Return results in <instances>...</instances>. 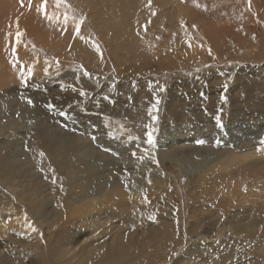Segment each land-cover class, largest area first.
<instances>
[{
	"label": "rangeland",
	"instance_id": "1",
	"mask_svg": "<svg viewBox=\"0 0 264 264\" xmlns=\"http://www.w3.org/2000/svg\"><path fill=\"white\" fill-rule=\"evenodd\" d=\"M41 2L0 0V264H264V0Z\"/></svg>",
	"mask_w": 264,
	"mask_h": 264
},
{
	"label": "bare ground",
	"instance_id": "2",
	"mask_svg": "<svg viewBox=\"0 0 264 264\" xmlns=\"http://www.w3.org/2000/svg\"><path fill=\"white\" fill-rule=\"evenodd\" d=\"M248 80V79H247ZM155 96V94H154ZM65 113V112H64ZM103 113V112H102ZM178 126V125H176ZM185 129V128H184ZM195 132V131H194ZM197 132V131H196ZM161 135V134H160ZM201 135V133H200ZM158 137V136H157ZM161 139V138H160ZM195 139V138H194ZM138 142V140H137ZM181 142H184V141H181ZM123 144V143H122ZM165 144V141H159L158 142V145H163ZM182 144V143H181ZM157 145V146H158ZM120 146V145H119ZM122 147V146H121ZM183 148V147H182ZM186 148V147H185ZM118 149V148H117ZM150 149L151 151L149 152H145V151H142L141 149L138 150V153L142 156H147L148 159H152V160H155L156 161V166L153 170H151L153 173V175H151V177L147 178L146 181H150L152 182L154 185L155 184H158V183H163L165 180L164 178L162 177L163 175V166H162V163H161V160L159 158H157L156 156V152L154 150V147L153 145L151 144L150 145ZM264 150V147H262L260 149V151L262 152ZM80 152V151H79ZM78 151L77 152H74L73 153V156H72V159L77 161V163L80 165V169H84V170H88V173H89V170L90 171H93V169L95 168V164H96V161L92 158H89V157H86L84 155H80ZM183 152V151H182ZM87 155V154H86ZM92 155V154H91ZM199 155V156H198ZM249 156H255L253 154V151H250V153L248 154ZM89 156V155H87ZM197 156L198 159H193V157ZM164 158H167L168 161L170 162H175L177 164V167L183 172V173H188V172H193V171H199V170H203V171H206V169L208 168V166L212 163H214V160L210 157H206V155H200L198 154L197 152H191L189 153L188 155H186L185 153H180L179 155H176V154H169V155H164L163 156ZM215 157V156H214ZM128 158V157H127ZM96 159V158H95ZM220 157L216 160L219 161ZM99 162V161H98ZM97 162V163H98ZM134 163V164H131V163ZM216 162V161H215ZM138 163V161H131L129 163L126 162L127 165H137V168L139 169L141 167V165H138L136 164ZM213 166V165H212ZM65 167H67L68 169L67 170H70L68 166L65 165ZM129 168V167H128ZM212 168V167H211ZM143 169V168H142ZM84 170H81V171H84ZM130 172H133L131 168H129ZM147 170V169H146ZM208 170V169H207ZM143 171V170H142ZM141 171V172H142ZM137 174L139 176H141V173L140 171L137 172ZM77 175V174H76ZM80 175V174H79ZM91 175V174H90ZM94 175V173L92 174ZM136 175V174H135ZM134 175V176H135ZM132 174H129L128 177H131ZM73 177V176H72ZM89 177V176H88ZM135 178V177H134ZM142 178V177H141ZM77 180V179H76ZM132 180V179H131ZM148 183V182H147ZM136 185V184H135ZM127 186V184H126ZM141 186H145V184H141ZM9 187V186H8ZM12 190V188H10ZM17 189V188H16ZM85 188H80L79 190H83ZM10 190V191H11ZM138 190V189H137ZM96 194V192H95ZM95 194H92V195H95ZM87 195V194H86ZM96 197V196H95ZM107 197V196H106ZM102 198V197H100ZM92 199H95L94 202L95 204H91V208H87V207H83L79 201H69L68 202V209H69V212H68V215H80L82 216L83 213H87V214H91L89 215V218L90 219H94L95 216L97 217V215H99V210H101L100 208H97V206H99L102 201H105L104 198L102 200H100L98 197L97 198H92ZM117 200V199H116ZM101 202V203H100ZM15 205V203H14ZM164 207V206H163ZM93 211V212H92ZM164 212V211H163ZM34 214V213H33ZM55 214V213H54ZM56 216L58 215H66L64 213V209L60 210L59 212H57V214H55ZM67 215V216H68ZM86 215V214H85ZM170 215V214H169ZM55 216V217H56ZM84 216V214H83ZM174 216V215H173ZM172 216V217H173ZM197 216V215H196ZM53 218L52 221H55L56 218ZM37 218V217H36ZM0 219H9V220H14L16 221L17 223H21V226H24V227H28L29 225L32 226V223L31 221L29 220V218L27 216H25L22 211L20 210H17L15 206L12 205L11 203V200L8 199L7 195L6 194H3V193H0ZM82 219V218H80ZM13 221V223H14ZM40 221V220H39ZM88 223H91L93 221H87ZM172 222V221H171Z\"/></svg>",
	"mask_w": 264,
	"mask_h": 264
},
{
	"label": "snow or ice",
	"instance_id": "3",
	"mask_svg": "<svg viewBox=\"0 0 264 264\" xmlns=\"http://www.w3.org/2000/svg\"><path fill=\"white\" fill-rule=\"evenodd\" d=\"M62 2H65V0H56L57 7H59ZM150 3H151V0H149V4ZM29 4H31V0H29ZM46 4H47V0H42L41 4L38 6V9H37L38 11H40L42 14H45V15H47L46 12H45ZM65 6L67 7L66 2H65ZM47 18L50 19V20L53 19V17L50 16V15H48ZM56 19H59V17L57 16ZM69 19H70V17L68 15V13L65 12L64 17H63L64 23L66 24ZM82 22H83V17H81L80 20L77 21V22H75V24H74V28H75L77 34H79V32H80V27H81V23ZM20 36H22V33L19 32V31H17V33H16L17 42H19ZM94 46L97 48V51H99L98 46H96V45H94ZM13 55H15V49H13ZM31 75H32L31 68L28 69V72H27V75L26 76L23 73V68H21V83H22V85L27 86V80H28V78L31 77ZM160 90L163 91V88H161ZM81 95H84V93L81 92ZM28 102L30 104L32 103L31 100H29ZM159 102H160L159 99L156 98L155 99V102L151 105V107L148 110L149 111V114L151 116V119L153 121H155L157 119V117L155 115H152V113L154 111L158 110ZM51 107H52V105H49V108H51ZM61 115H66V114L65 113H61ZM148 142L149 143L152 142V136H151V134H148ZM200 143H202V141H200ZM40 155L43 156L44 154L41 152ZM132 155L134 157H136L137 154L135 152H133ZM139 159L142 160L143 157L141 156V157H139ZM29 227H31V225H29ZM32 230L35 231V228H33Z\"/></svg>",
	"mask_w": 264,
	"mask_h": 264
}]
</instances>
